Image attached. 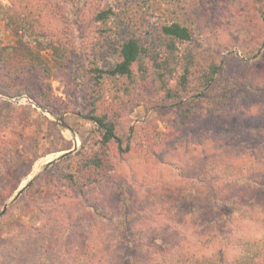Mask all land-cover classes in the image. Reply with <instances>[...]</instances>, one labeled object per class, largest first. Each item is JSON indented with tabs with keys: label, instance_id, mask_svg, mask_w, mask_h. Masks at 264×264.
<instances>
[{
	"label": "trees",
	"instance_id": "1",
	"mask_svg": "<svg viewBox=\"0 0 264 264\" xmlns=\"http://www.w3.org/2000/svg\"><path fill=\"white\" fill-rule=\"evenodd\" d=\"M160 1L167 3L166 17L151 24L146 7L155 9L156 0H63L67 18L78 23V7L90 10L96 36L87 49L74 23L52 31V12L0 0V21L15 38L10 45L0 42V93L27 94L57 113L48 80L71 72L78 77L79 115L94 125L76 152L52 162L21 192L30 196L45 184L41 194L49 198L52 188L56 200L49 198L29 221L12 218L6 209L0 264H264V71L255 66L264 52V0L249 10L258 23L234 30L241 56L224 59L196 49L195 18L186 0ZM241 93L249 100L236 103ZM132 104L159 112L164 129L132 125L125 119ZM37 111L0 98V212L39 158L38 141L26 134ZM204 119L213 125L196 128L198 139L180 137ZM224 129L243 135L251 146L237 152ZM59 139L51 153L72 148ZM137 148L152 159L138 156L140 192L150 186L140 203L130 192L135 169L131 176L116 162L125 163ZM169 170L178 180L204 182L191 190L199 202L207 200L205 229L197 238L173 224L171 198L166 203L159 193ZM150 171L155 174L149 180ZM110 182L118 184L112 199ZM173 194L184 192L174 187ZM139 214L143 221L135 223Z\"/></svg>",
	"mask_w": 264,
	"mask_h": 264
},
{
	"label": "rangeland",
	"instance_id": "2",
	"mask_svg": "<svg viewBox=\"0 0 264 264\" xmlns=\"http://www.w3.org/2000/svg\"><path fill=\"white\" fill-rule=\"evenodd\" d=\"M16 1L18 5H26L36 13L39 11H45L47 13L52 12L53 17L49 15L52 18V22L49 24V28L52 31H64L70 28V23H74L73 25L79 28L78 35L80 36L79 40L82 47L90 49L91 43H93L96 36V32L95 25H93L91 13L88 7H78L76 10L79 16L78 23L77 18H67L70 14L66 12L68 6L63 2V0ZM156 2L157 4L155 9L150 8L149 5L146 7V10L149 12L148 16L151 24L159 23L166 17L165 9L167 8V3L161 2L160 0H156ZM186 2L189 5L191 16H194L195 18V27L198 35L196 49L200 53L204 54L208 52H214L221 59L226 58L230 53L241 56V52L238 48L239 46L236 44L234 30L241 23L252 24L257 22L258 18L255 14H252L251 16L249 15V10L254 7L256 0H186ZM151 3L152 2H149V4ZM63 4L67 7L66 11L63 9ZM21 9H23V6H21ZM65 19L67 21L69 20V24L65 22ZM260 32L264 31L260 30ZM14 41V35L8 28L5 27L4 22L0 21L1 44L10 45L13 44ZM228 45L233 46L229 47ZM43 55L46 59L51 60L50 50H45ZM255 66L261 71H264V52L260 59H258V61L255 63ZM242 69L243 68L240 67V70ZM77 79L78 77H76V75L74 76L70 72L63 74L62 76H53L50 78V80H48L52 85L51 103L53 108L57 111V113H52L49 110L52 114L43 112L40 107H45L38 105L33 100V98L27 94L9 98L8 96L0 93V98L2 99L9 100L16 105L32 104L33 107H36L38 110L37 112L33 113L35 121L32 126L26 129V134H28L33 140L38 141L39 158L33 166L32 173L25 181H23L22 186L5 202V204L13 199L20 190H22L28 180L32 179L35 175L44 173L51 166L49 165L46 168V165L64 152V150L52 153L50 152V150L58 149V147L61 145V141L59 139L60 136H63L64 139L71 142L72 148L76 144L78 150L82 144V136L87 135L93 129L94 125L79 115V111H81L82 108L75 104L76 95L78 96L79 94L77 91H75L77 88ZM15 98H19L18 103L14 101ZM247 99L249 100L248 94L241 93L235 98V101L236 103H242ZM39 113L43 114L49 120L55 121L56 125L50 126L46 119L41 117ZM55 117H57L59 120H57ZM61 119H63L70 128L63 127L60 123ZM125 119L132 125L138 124L146 127L149 126L150 128H158L160 130L164 129V123L162 122L163 118L159 112L156 110L148 111L144 109L143 106H136L135 104H132L127 107L125 110ZM206 120L204 119L197 123L194 129L191 127L188 129L189 131H184L180 137L191 140L198 139L201 134H196V128L202 126L203 124H208L211 126L213 125V123L207 122ZM223 131L229 132L228 134L231 138L229 144L237 152H243L251 146V141L249 142V140H245L243 135H238L229 129H224ZM257 142H261L260 139L257 140ZM147 154L148 152H145V149L137 148L136 155L131 156V158L125 163H123L120 159L116 160V162L121 165L120 168L127 170L131 176L135 169V175L132 178L136 177V180H134L135 183H133V188L130 190V192L133 193L131 197L137 199L135 201L136 203L142 202L141 199L149 195L150 186L145 190V192H140L143 191V188H140V183L137 180V173L140 166L138 156H143L144 159H151L147 158ZM151 162L155 164V167H158L154 161ZM160 168L163 173H168L164 166H161ZM116 172H118V170H116ZM154 174L155 173L153 171H150L149 173L145 174V177L150 180ZM128 179H130V177H128ZM155 179H153L152 182H154ZM112 182L106 184L107 186L109 185L112 192H114V194L112 192L109 193L111 199L117 197L118 195V184ZM202 186H204V182L202 181L199 182L190 179H185L182 181L178 180V174L172 170H169V174L166 175V177L158 185L159 193L163 200L165 197L167 203L168 196L171 198L170 203H172V207L175 209V212H173L175 214V218H173V224L178 226V228L183 233L191 235L192 238H197L198 235H201L205 229L203 225L204 220L202 216V209L205 208V203H207V200L203 199L201 202H199L195 193H191L192 188H197L199 190ZM44 187L45 184L37 186L35 191L30 193V196H22L21 193L17 200L9 204L8 207L10 208V214L12 215V218H22L24 221H29L31 218L28 217L31 215L35 216L36 212L40 210L41 207H45L43 203H51L50 199L56 200L57 194L54 195L55 191H52V188L49 189L50 193L48 194L50 199L44 198L46 194H41V191ZM174 187H177L178 191L183 190L184 195L173 194ZM71 195L72 194L70 193L65 197V199L67 201H71ZM136 218L139 220H134L135 223H141L143 221L140 219V214L137 215Z\"/></svg>",
	"mask_w": 264,
	"mask_h": 264
},
{
	"label": "water",
	"instance_id": "3",
	"mask_svg": "<svg viewBox=\"0 0 264 264\" xmlns=\"http://www.w3.org/2000/svg\"><path fill=\"white\" fill-rule=\"evenodd\" d=\"M14 101H15L16 103H18V102H19V98H15ZM35 105H36V104H35ZM40 108H41V110H42L43 112L48 113V114H52L49 110H47V109H45V108H42V107H40ZM55 118H56L57 120H59L57 117H55ZM60 123H61V125H62L63 127H68V128H70V127L65 123V121H64L63 119L60 120ZM76 150H77V145L75 144V146H74L72 149H69V150L64 151V152L61 153L59 156H57L55 159H53L51 162H49V163L46 165V168H47L49 165H51V163L54 162L55 160L62 159V158H64V157H66L67 155L74 153ZM24 187H25V186H24ZM24 187H23V188H24ZM23 188H22V189H23ZM21 192H22V190H20V191L17 193V195H16L13 199H11L10 201H8V202L3 206V209H2V211L0 212V218L4 215V213H5L6 209L8 208L9 204H11L12 202H14L15 200H17V199L19 198Z\"/></svg>",
	"mask_w": 264,
	"mask_h": 264
}]
</instances>
